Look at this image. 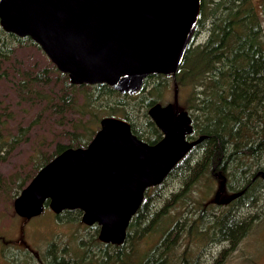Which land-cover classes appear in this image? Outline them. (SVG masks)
<instances>
[{
    "label": "trees",
    "instance_id": "obj_1",
    "mask_svg": "<svg viewBox=\"0 0 264 264\" xmlns=\"http://www.w3.org/2000/svg\"><path fill=\"white\" fill-rule=\"evenodd\" d=\"M14 43L42 50L31 37L6 32L0 25V80L13 77L17 96L55 114L61 129L55 143H43L48 148L39 147L27 160L33 173L22 168L9 177L0 174V202H13L65 149L88 146L106 117L125 119L140 139L157 143L163 133L148 110L161 103L167 88L164 80L170 78L175 90L188 92L185 109L194 127L188 138L203 137L167 176H178L181 183L172 197L162 199L158 190L164 181L146 190L125 243L102 242L98 224L88 226L82 210L66 209L56 215L64 214L75 230L66 239L54 238L60 240L59 249L51 252L56 243H49L40 258L43 264H207L204 251L215 241L227 245L209 264H227L241 242L264 225V0H202L197 28L179 71L148 76L133 95L106 83L73 85L52 61L51 66L15 71L11 76L5 64ZM1 104L0 162L29 140L38 123L19 122L14 127V110ZM200 192L201 197L194 196ZM48 202L45 209L50 208ZM183 206L186 210L169 216ZM2 212L0 207V216ZM46 214L51 211L42 216ZM164 217H173L171 226L161 228ZM152 234L157 235L153 243L138 244ZM5 250L2 246V255Z\"/></svg>",
    "mask_w": 264,
    "mask_h": 264
},
{
    "label": "water",
    "instance_id": "obj_2",
    "mask_svg": "<svg viewBox=\"0 0 264 264\" xmlns=\"http://www.w3.org/2000/svg\"><path fill=\"white\" fill-rule=\"evenodd\" d=\"M202 0H0V23L31 37L73 85L106 83L136 94L150 75H175L194 37ZM149 116L163 137L151 144L123 118L106 117L86 147H70L42 167L14 200L31 219L80 209L99 239L120 245L146 190L160 185L203 137L187 110L156 103ZM229 200V199H228Z\"/></svg>",
    "mask_w": 264,
    "mask_h": 264
},
{
    "label": "rangeland",
    "instance_id": "obj_3",
    "mask_svg": "<svg viewBox=\"0 0 264 264\" xmlns=\"http://www.w3.org/2000/svg\"><path fill=\"white\" fill-rule=\"evenodd\" d=\"M206 35L203 34L204 39ZM4 38L9 41L8 38ZM11 47L14 48L11 53V59L5 64L8 72H11V76H13L12 73L14 74L15 71L20 74L22 70L36 71L43 67L51 66L49 57L36 46H22L20 43H14ZM14 77L16 78V76ZM12 78L7 77L0 80L1 105L8 106L14 110V127H17L19 122L28 124L33 120H38V123L32 129L29 140L19 145L7 160L0 162V174L4 177H9L10 174L22 168H24V171L33 173V165L26 163L27 160L32 157V154L39 147L44 151L48 148L42 146L43 143L51 140L53 141L49 142V145L55 143L58 140V132L61 129L54 119L55 114L51 116L47 111L42 112L43 108H41L39 103L25 102L20 96H17L19 94L15 90V82ZM157 81L160 80L157 79L155 82ZM164 82L167 84V88L164 90L163 94L165 96L161 103L167 104L171 102L174 104L176 97L174 80L170 78L169 80H164ZM187 95V91L184 93L183 91L178 92L179 111L186 110L185 99ZM25 164L28 166L24 167ZM180 184L178 176L164 180L158 190L162 194V199L166 196L172 197L174 191L180 188ZM194 196L201 197L202 195L200 192L194 193ZM227 197L229 198V195L225 196V198ZM162 199L158 202H161ZM0 207L3 208L2 215L0 216V264H43L40 258H43V254L47 251L49 243L54 241L57 245L53 246L51 252L59 249L60 240H54V238L60 239L63 237L66 239L65 236L71 235L75 230L74 224L68 222L64 214L61 217H57L50 208H46L43 213L50 210L51 214H46V216H42L41 214L31 219H25L16 214L14 200L13 202L1 201ZM185 207L173 210L169 216L178 215L180 210H186ZM172 219L173 217H164L161 228L171 226ZM141 227H144L143 223ZM1 237L3 238L1 239ZM86 237L88 239L89 235ZM156 239L157 235L152 234L150 237L141 238L138 244L141 243L144 247L153 243ZM226 245L215 241L212 242V245L206 247L204 257L208 259L207 264ZM2 246L6 249V255H2L1 253ZM78 250L76 249V252ZM227 264H264V225L261 224L254 233L241 242L239 248L234 251L232 260Z\"/></svg>",
    "mask_w": 264,
    "mask_h": 264
},
{
    "label": "flooded vegetation",
    "instance_id": "obj_4",
    "mask_svg": "<svg viewBox=\"0 0 264 264\" xmlns=\"http://www.w3.org/2000/svg\"><path fill=\"white\" fill-rule=\"evenodd\" d=\"M0 25H1V23H0ZM1 27H2V26H1ZM132 219H133V218H132ZM131 221H132V220H131ZM130 224H131V223H130ZM129 227H130V225H129ZM128 230H129V228H128ZM127 238H128V236H127ZM126 241H127V239H126ZM126 241H125V242H126ZM125 242H124V243H125Z\"/></svg>",
    "mask_w": 264,
    "mask_h": 264
},
{
    "label": "bare ground",
    "instance_id": "obj_5",
    "mask_svg": "<svg viewBox=\"0 0 264 264\" xmlns=\"http://www.w3.org/2000/svg\"><path fill=\"white\" fill-rule=\"evenodd\" d=\"M210 206H212V205H210ZM61 215V214H60Z\"/></svg>",
    "mask_w": 264,
    "mask_h": 264
}]
</instances>
